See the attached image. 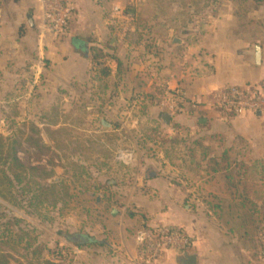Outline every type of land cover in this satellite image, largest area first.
Instances as JSON below:
<instances>
[{"label":"crops","instance_id":"0c3cea01","mask_svg":"<svg viewBox=\"0 0 264 264\" xmlns=\"http://www.w3.org/2000/svg\"><path fill=\"white\" fill-rule=\"evenodd\" d=\"M135 1L136 8L128 16L137 22L127 25L121 23L127 17L122 14L126 0H74L71 24L63 36L41 34L42 13L38 0H0V89L6 87L11 105L18 107V112L29 114L66 112L60 104L53 103L64 92L74 102L77 112H86L92 118L90 125L94 129L86 124V144L95 151L89 160L93 157L92 160L100 162L103 173L114 172V163L129 168L141 159L135 150L136 158L130 165L118 162L116 153L113 157L109 150L118 139L116 127L107 118L97 119L96 116L116 109L152 113V119L171 132L160 136L173 140L158 143L163 147L169 144L171 151L160 146L155 158L144 155L142 164L148 161L155 168L143 170L139 167L131 194L123 192L125 187L121 180H108L109 190L96 181L92 191L87 189L88 203L96 193L103 192L105 195L97 197L96 203L107 204L106 209L114 220L121 216L116 206L122 204L147 210L152 226L165 224L181 228L194 242L192 250L197 255V264H232V257L237 260L235 264H246L245 250L229 247L238 239L237 233L230 232L214 216L209 209L210 201L202 202V220H199L196 211L186 202L190 190L174 182L179 181L176 177L186 179L187 173H191L201 176L204 184L217 180L220 188L228 190L222 173H214L210 167L213 157L219 160L228 150L217 153L212 143L217 137L233 140L232 149L238 150L241 148L236 145L239 141L264 140V111L233 116L229 122H222L206 103L213 91L231 85L253 84L264 93V21L262 25L254 18L252 3L256 4L251 0L246 3L248 17L244 22L255 24L244 30L240 28L239 8L234 7L233 0H195L198 5L187 0L186 6L181 0ZM142 2L144 4L137 9ZM256 7L264 14V5ZM114 17L120 18L116 25ZM128 33L135 34L137 40L128 39ZM146 33L151 35L149 44L144 43ZM254 45L261 47L260 65L252 62L250 52ZM103 67L110 70L109 76L100 74ZM129 72L134 76L130 77ZM177 90L186 93L187 101L183 112L171 113L161 106V100ZM111 97L120 101L117 106L109 100ZM192 100L199 103L193 106ZM165 113L171 114L169 124L162 120ZM201 118L206 119L204 124L200 123ZM96 120L99 126L93 127ZM102 120L110 126L105 127ZM82 125H74V128ZM195 127H199L202 134L190 136L193 147L188 146L187 153L175 157L177 148L182 144L185 147L187 142L176 140L173 143L175 136L181 132L191 134ZM197 146L202 152H198ZM102 149L106 154H100ZM228 154L233 165L239 167L244 163H239L237 153L233 156L228 151ZM176 159L186 169L181 175L173 167ZM254 162L264 165V153L246 159L248 174ZM261 182L264 187V181ZM118 192L126 197L114 198ZM143 220L140 221L142 226L150 223L148 219ZM101 244L109 243L102 241ZM126 248L133 264H141L136 237L126 243ZM178 256L167 252L161 264H179Z\"/></svg>","mask_w":264,"mask_h":264},{"label":"rangeland","instance_id":"374dc122","mask_svg":"<svg viewBox=\"0 0 264 264\" xmlns=\"http://www.w3.org/2000/svg\"><path fill=\"white\" fill-rule=\"evenodd\" d=\"M126 2V7L121 10L122 14L127 15V17L126 20L121 21V23L134 25L137 20L130 18L128 14L133 8H136V1L126 0ZM139 4L137 9L144 3L142 2ZM233 4L236 8V0H233ZM256 6L252 3L254 18L257 22L262 24V21H264V14L258 12ZM114 18H116V21H114L113 24L116 25L120 18ZM70 19L72 20V18ZM71 20L68 23L67 30L64 32H68ZM121 20H123V18ZM127 36H129L128 39L132 41L137 40L135 34L128 33ZM143 38L145 44L152 42L151 35L147 33ZM129 73L131 75L130 77L134 76V73ZM6 90L5 86L0 89V133L5 137L21 140L22 148L17 152V156L20 160L53 171L54 178L48 180L46 183L50 184L53 179L57 180L56 178L61 179L70 187V195H72L73 198L68 200L67 204L60 202L56 208L51 204H45L40 209H35L33 206L27 207L32 193H24L21 195L19 192L22 191L21 188L23 184L15 185L13 191L14 198L18 202H21V205L23 204L24 207L9 203L0 196V230L2 231L3 229L10 228V234L12 236L21 234V228L25 231L27 230L30 236L33 235L35 238L33 248L38 246L43 249L41 259L57 260L63 264H133L127 255L126 243H131L135 239L137 232L145 227L142 226L140 221L148 219L150 222L152 217H149L147 210L141 209L138 206L131 208V206L128 207V205L119 204L116 208L118 207L121 216L114 220L108 209H106L107 204L101 203L97 205L96 203V198H102L105 193H96L89 204L87 189L89 188L91 190L93 188V182L100 181L99 184H102L105 190H109L106 184L108 180H121L125 187L123 192L131 194L132 191H134L132 187L134 183H136L139 167H142L143 170L146 169V167L150 169L155 168V166L150 165L151 163L149 164L148 161H146L147 164H142L145 157L144 155L155 158L157 151L163 147L161 144H158L160 140H173L170 139V137L169 139H165L161 137L160 134L165 132L171 134V132L167 131L168 129L162 123H159L158 120H153V114L145 110L123 111L116 109L115 112L99 114V116H96L97 119L100 116L105 117L116 127L115 132L118 139H116L109 148L112 156L114 157L118 149L128 148L136 150L141 159V161L134 162L129 168L114 163V172L103 173L99 168L100 162L92 160L93 157L89 160L93 154H91L90 150L87 151L88 145L86 142L88 141V129L86 128V124L90 125L92 118L88 116L86 112H77L73 104L74 102L72 103L71 98L64 95V92H59L62 93V95H58L59 97L55 98L56 100L53 103L55 105L60 104L63 109L67 110L66 112L29 114L24 112L20 113L17 111L18 107L16 108L11 105V98L7 96L8 92ZM109 100L116 106L120 102L116 97H111ZM124 101L128 103L129 99H125ZM80 103L81 100L78 101V104ZM78 124L83 125L79 129L74 128V125L77 126ZM31 125L37 126L40 130V134L34 133L31 129ZM95 126H99L98 120H96V123L93 125V127ZM89 127L90 129H94L91 125ZM200 132V128L195 127L191 134L181 132L178 136H175V140L187 141L185 142V147L182 144L177 148V153L179 155L176 154L175 157L182 156L185 152L187 153V147H193L191 143L193 139H191L190 136H200L202 134ZM29 136L42 138L43 144H45L49 150L45 149L39 152V149L30 145L27 140ZM221 139L222 138L217 137L212 143L214 150L217 153L228 150L233 156L237 153L241 160L239 163H245L246 159L260 157L264 153V140H254L255 143L252 142V140L239 141L236 145H240L239 147L241 148L237 150L232 149V145L234 144L233 140ZM81 143H84V146H81ZM160 143L164 144L163 142ZM187 143L188 145L186 146ZM252 144H254V147L251 148ZM167 147L171 151L169 144H166L163 148ZM196 148L198 152H202L201 148L198 146ZM100 154H106L104 149H102ZM37 155L40 156L39 159ZM77 167H80L79 171H77ZM173 167L179 170V175L186 170L185 166H181V163L178 162L177 159L174 161ZM187 174L188 178L186 177V179H184L182 176L176 177L175 179L179 181H175L174 183L180 182L178 185L181 186L182 184V186L190 190L191 193L190 196L186 198V202L196 211L199 220H202L203 201H212L213 196L217 194L222 198L235 200L232 192L236 191L232 190L231 192L230 190H224L223 187L220 188L217 180H212L209 184H204L202 183L201 176L191 173ZM253 178L254 175L249 178L250 183L247 182L246 188L249 191V196L261 207L264 204V191H262L263 187L261 186L262 182ZM254 191L257 193L255 194ZM123 192L115 193L114 198H118V196L123 197ZM241 193L242 188L240 187L239 191L235 194L239 195ZM136 195L141 196L142 194L137 193ZM143 195L146 196L147 194L143 193ZM185 195L187 194L185 193ZM106 196H108V194H106ZM252 215V218L258 222L256 227L251 228V225H249V228L253 230V237L248 239L240 238L237 234L238 239L234 240L229 247H232V249L245 250L243 259L246 264H264V210H257V212H253ZM208 216L211 217L209 214ZM204 218H206V216H204ZM15 220H19L20 223L17 224ZM9 223L11 224L9 225ZM151 223L153 222L148 223L146 226H152L150 225ZM75 234L93 237L97 240V243L87 245L76 244L70 238ZM98 241H100V244H98ZM102 241L114 245V247L110 248L108 246L109 244H101ZM25 243V241L19 244L12 242L15 247L12 252L16 257L27 253V251L28 254L31 252V249L25 250ZM28 256L30 259L32 258V254ZM238 259H241V257H238ZM35 261H37V259H34L32 262ZM236 261V258L232 257V264H235ZM12 264L15 263L12 262Z\"/></svg>","mask_w":264,"mask_h":264},{"label":"trees","instance_id":"16d2710c","mask_svg":"<svg viewBox=\"0 0 264 264\" xmlns=\"http://www.w3.org/2000/svg\"><path fill=\"white\" fill-rule=\"evenodd\" d=\"M198 1L200 2L201 0ZM198 1L196 0V2ZM247 1L248 0H236L237 7L239 8L237 16L241 22L240 28L242 30L248 29V27L250 28V26L255 24L252 21H248L247 23L244 22L248 17ZM251 1L256 5H264V0ZM181 2L184 6L187 5V0H181ZM190 2L194 5H198L195 0H190ZM96 56L98 55L96 54ZM100 74L107 77L110 74V70L107 67H103L100 70ZM31 129L34 133L40 134V130L37 126L31 125ZM27 140L30 145L39 149V152L45 149L49 150L48 147L43 144L42 138L29 136ZM175 142L176 140L173 141V143ZM81 146H84V143H81ZM21 148V140L5 137L0 133V196L9 203L24 207L23 204L21 205V202L15 200L13 194L14 186L23 184L21 188L22 191L19 192V194L32 193L27 207L33 206L35 209H40L45 204H51L56 208L60 202L67 204V201L73 198V196L70 195V187L68 184L64 183L61 179H53L50 184H47L46 182H48V180L54 178V172L47 168L21 161L17 156V152ZM88 150H90L91 154L95 152L91 146L87 147V151ZM190 153L193 156V152ZM37 157L39 159L40 156L37 155ZM210 163V167L214 173H222L228 190L231 192L232 190L238 192L241 187L242 193L236 195V192H232L235 200L214 195L213 200L209 203V209L213 211L214 216H216L230 232L237 233L240 238H252L253 230L251 228L256 227L258 223L252 218V213L260 209L264 210V204L261 207L258 206L257 202L249 196V191L246 187L247 182L250 181L249 178L253 175V179L264 181V172H261V170L264 171V165H262L261 162H254V164L249 167L248 172L251 171L248 174L245 169V164H240L239 167H237L236 164L233 165L234 161L231 160L228 151H225L219 160L213 157ZM262 191H264V187ZM254 193L256 194L257 192L254 191ZM15 221L17 224L20 223L19 220ZM11 223H9V225ZM249 225H251V228H249ZM10 233V228L3 229L2 231L0 230V264H12V262L15 264H63L57 260L41 259L43 249L38 246L33 248L35 238L33 235L30 236L27 230L25 231L21 228V234L16 236H12ZM24 241L26 242L25 250L31 249L29 253L32 254L31 259L28 256V251L19 257H16L12 252V250L15 249L12 242L19 244ZM34 259H37V261L32 262Z\"/></svg>","mask_w":264,"mask_h":264},{"label":"built area","instance_id":"2783aa9c","mask_svg":"<svg viewBox=\"0 0 264 264\" xmlns=\"http://www.w3.org/2000/svg\"><path fill=\"white\" fill-rule=\"evenodd\" d=\"M41 9V34L62 35L74 10V0H38ZM186 93L177 90L161 100V106L171 113L184 110ZM199 102L192 100L193 106ZM207 105L217 113L218 120L229 122L233 116L264 111V93L257 85H231L212 92ZM136 158L134 149L120 148L116 152L118 162L130 165ZM138 258L141 264H161L167 252L175 255L192 250V238L181 228L160 224L145 226L136 234Z\"/></svg>","mask_w":264,"mask_h":264},{"label":"water","instance_id":"95a60500","mask_svg":"<svg viewBox=\"0 0 264 264\" xmlns=\"http://www.w3.org/2000/svg\"><path fill=\"white\" fill-rule=\"evenodd\" d=\"M30 19V17H29ZM176 41H179L178 39ZM250 54L252 55V62L255 65H260L261 64V60H262V51H261V47L259 45H254L252 51L250 52ZM162 120L164 121L165 124H169L171 121V114L169 113H165L162 117ZM206 122L205 118H201L200 119V123L204 124ZM102 124L105 127H109L110 124L108 122H106L105 120H102ZM113 214H116V211L113 210L112 211ZM82 238L84 240V243H93L96 242V239L93 237H89L87 235H83V234H75L73 237H70L71 240H74V238ZM177 261L179 264H197V255L196 253L191 250L185 254H181L178 256Z\"/></svg>","mask_w":264,"mask_h":264},{"label":"flooded vegetation","instance_id":"af4514ba","mask_svg":"<svg viewBox=\"0 0 264 264\" xmlns=\"http://www.w3.org/2000/svg\"><path fill=\"white\" fill-rule=\"evenodd\" d=\"M73 237V236H72ZM74 243L79 244V245H87V244H93V243H84V240L82 238H74V240H72ZM96 244V243H94Z\"/></svg>","mask_w":264,"mask_h":264}]
</instances>
